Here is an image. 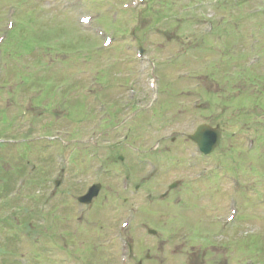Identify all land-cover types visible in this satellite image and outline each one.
I'll return each instance as SVG.
<instances>
[{"label": "rangeland", "instance_id": "obj_1", "mask_svg": "<svg viewBox=\"0 0 264 264\" xmlns=\"http://www.w3.org/2000/svg\"><path fill=\"white\" fill-rule=\"evenodd\" d=\"M181 1L182 3L180 5V9H173V3L169 0H166L160 3H149L146 9L142 8L137 14H135V20L139 21L140 28H142L143 31H146L150 27H155V29L152 31L154 36L152 38H148V40H145V38L143 40L144 43H146V41L149 42V44L147 45V49L149 52L154 51V42L156 43L155 45L157 47V50H161L169 43L177 41L181 43V46L171 55V57L163 58L161 61L158 60L157 56L147 57V63L149 64L150 69L146 73L150 78L154 77L157 79L156 89L152 90V94L154 95L156 90L159 91L156 94V98L149 99L148 110L140 109L138 116H136V119L133 122L135 124L136 121L143 120V133L145 135H151H141V137L142 140L146 142L144 147L150 148L155 145L150 144L154 137L160 139V137H162L164 134L170 135L178 128V123L176 122L173 127H169L168 125V129L165 131H161L160 134H157L156 131L153 133L152 128L154 127V121L152 119L154 118L155 113L160 112V109L162 108L161 106H163V112L157 115V128L160 129L161 126L164 124V117L168 116L169 114L165 111V108L167 106L168 108H170V102H173L172 96L179 90L181 83H184L186 81V87L197 85L199 92H201L200 83L204 84V94L206 95L204 108H207L209 112H213L218 109H226L229 107L230 103H238L239 105H245L247 103V100L244 99L243 96H248L251 102V113L248 111H235L232 113V115L238 119H247L248 116H250L252 126L251 133L239 131L238 135L234 139L233 144L230 143L227 149L228 152H233L234 154L235 161L238 165L235 166V169L238 173H240L241 181L243 174V170L241 167L243 162H251V172H249V170H247L246 172V175L251 176V201L242 200L243 202H245L244 205L247 210L245 211V214L242 217L243 221L241 222V226L237 229V231L241 232L245 237L249 232H251V241L249 242V240H245L243 244H237L235 242L234 244H230L228 248L233 252H236L239 249L249 250L251 251V264H257V262L264 264V193H259L260 191H264V183H260V178L264 176V118L260 116V112H264V14L258 11L251 12V21L254 18H257L256 16H260L263 18H261L260 20L262 22L260 27L251 28V33H249L245 31L246 27H244V24L248 23L250 21V18L241 14L220 13V11L233 10L235 9V7H237V5L231 0H220L219 3H216V0H193L189 4H187L188 0ZM243 1L249 4L251 3V7L259 6L256 5V1L254 3V0ZM9 2H12L11 5L16 3L15 0H0V13L5 11V14H9L10 10L13 9L11 5H9ZM55 2V0H32L31 11L33 12V20L31 19L30 21L34 22L33 35L37 38H44L48 40L55 39L60 36L59 32L57 31L58 29H62L65 32H72V34L74 35V39L72 40L69 35L61 36L66 41L70 40V42L64 47V51L67 53L62 55L63 58H65L62 61L63 63H79L77 64V66H83L84 64L82 63H85L90 66L89 63H92L93 61H105L110 66L105 70L104 66H102L98 68L99 70H95L93 74L96 75V84L101 86L104 90L110 91L112 95L115 94L114 91H117L125 86V83L121 77L122 75L120 74L126 71H134L137 73L142 72L141 63L135 60L133 54V48H135V45H129L128 43L123 42L122 44L112 48L111 50H108L105 54L95 53L91 46L93 38L90 35L85 34L81 31L76 15L70 18L65 17L63 19H59V8L57 7V4H55ZM64 2L67 3L65 0ZM121 2L107 4L105 0H79L78 4L74 5L73 12L75 14L80 15H95L97 17L95 25L100 26L104 31L108 32L109 27L111 25L114 27L123 26V20L126 12L123 11L124 9ZM41 5H44L45 8L48 10L44 15L39 14V6ZM207 10L212 11L214 13L209 15L208 18H203L202 15H200L199 13L207 12ZM13 11L16 10L14 9ZM25 13L26 10L23 11V14L28 19L27 13ZM17 14L18 11H16L15 15L17 16ZM7 18H9V16H7ZM135 20H130L128 25L125 26L126 30H123L126 38H129L130 41L136 40L134 36H131V27ZM7 22L8 19L4 20L0 26V38L5 37L4 34L6 32L5 28ZM18 22L20 24L23 23V21ZM204 23H210L211 26L215 27V31L210 33L207 30H204L202 27ZM185 26L186 29L184 31L183 28ZM23 27L25 29V39L18 46L20 50H24L29 46L28 37L31 31L27 23H24ZM160 29L164 32L163 38L161 37L163 33L159 31ZM222 29L227 30L230 35H234L240 38L230 39L229 37H222ZM187 31L189 32L187 34H184ZM134 32L141 34V31L139 29L134 30ZM47 34H49V36ZM76 52H85L87 55L83 58H80V55L78 54H76L75 56L71 55V53L75 54ZM41 57L48 56L45 55L43 49H38L34 50L33 55L24 59L23 61L30 63L31 66H35V63L39 62L38 58ZM237 58L240 61V66L239 69L236 71V69L232 66L231 62L235 60L237 61ZM250 59L251 66L248 63L250 62ZM46 60L47 62L50 61L49 59ZM1 62L2 58L0 57V67L2 66ZM243 62H245L246 64H242ZM15 63L20 62L18 61V59H15ZM51 64L55 65V63ZM167 65L170 67L163 69ZM17 67L18 66L16 65H10L9 68H7L5 71L2 70V74H7L5 77V81L11 77L18 76L17 72H20L18 70L22 69H18ZM76 68L77 67H71V70H65V72L63 73L64 78L60 79L61 82H52V80L39 81L38 84H41L42 89L37 91L38 94L32 100V105L27 106L26 97L24 98L23 103H26L25 106L28 108L27 110L32 111V109L37 108L43 113V115H41L36 112L35 115H37V117H43L42 120L38 121V123H44L45 121H53L52 118L49 117V114L56 106L55 100L53 99V93H55L59 88H64V94H67L69 92L72 93L75 90L76 92L71 95L72 98L78 101L82 99L80 96V91L85 85H88V81L86 82L87 78L80 77H82L83 74L88 73L89 67L83 66L77 69ZM54 70L55 73H59L61 71L59 69V65H55ZM236 72L239 74V76H251V78H256L255 80L251 81V89H249L248 82H246V89H239L236 91L232 88V79L236 77ZM18 78L22 79L23 82H28V76L21 75L18 76ZM71 78L79 79L70 81L69 79ZM146 83L147 80L143 83L144 87ZM9 92H11V95L15 97V94L13 93L12 89L10 91H8L7 88L1 89L0 102L3 101L2 99L7 94L9 95ZM122 93H126V91L124 90ZM16 94L19 95L15 97V102L17 104H21L19 97H23L22 92H16ZM31 94L32 91L29 90L28 95ZM146 97H148V95L144 94V100ZM72 98L69 95L64 96L63 108L65 111L56 114L55 116L59 117V121L54 120V122H58L55 125L56 127H63L65 131L69 130V128L72 126L71 123L75 124L76 126H73L70 131L72 136L77 137L79 133V129L77 127H82L83 124L85 125L90 120L91 114L89 106H86L84 104L78 105L73 101ZM105 98L109 101L116 100L118 97L114 95L112 96V98H110L108 95H106ZM235 98H238L239 100L234 101L233 99ZM23 103L21 104L23 106L12 103V106H9L8 111H6L7 115H15L17 114V112L26 111V107H24ZM109 105L112 107L110 103ZM2 108L3 106L0 104V111ZM45 114L48 115L45 116ZM65 114L68 118L67 120L62 119V117H60L61 115ZM207 115L209 114H206V116ZM261 115L264 116V113H261ZM206 116V121L211 125H216L220 122V118H208ZM1 117H3L4 121L8 122L19 121L13 120L10 117H5L3 115ZM119 118L121 119L122 117ZM28 121L34 123L36 121V118L32 117ZM97 122L98 120H94L93 123ZM170 122L171 121H169V123ZM220 123L223 124V122ZM37 125L38 124H36V128L31 131L32 135L37 131ZM90 125L92 124L88 125L89 130ZM85 126L87 127V125ZM140 126L141 123L139 124V131H141ZM235 128L236 127H233L232 129ZM0 129L3 132H5L6 130V128L3 126L2 128L0 127ZM96 130V128H93L92 132ZM110 131L111 133H106V135H109L110 137L113 136V138L115 139L114 141H112L113 145L118 141L123 140V136L125 134L123 133V131L117 132L114 131L113 128H111ZM22 132L24 134L28 133L26 125L16 126L9 134L20 136L19 133ZM97 134L96 136H98ZM134 134L135 137L132 142L135 144V138H137L136 131ZM117 135L120 136L118 137ZM66 137L72 138L71 135H66ZM232 139L233 138H231L230 140ZM76 141L84 142L86 140H84L81 135L78 139H76ZM98 143L96 144L98 145ZM162 144L163 143L161 142V145ZM180 144H183V142H180ZM99 145V148L96 151V160L94 162V164H96V167L102 166L98 162L103 156L110 155V148H108L105 144H101V142ZM231 145L233 146L232 148ZM8 146V144L3 145L0 149V188L4 190H9V187L11 188V192L13 191V193L10 195V197L13 199L11 204L14 205L15 210L18 207L22 206L23 208L26 207L25 211L34 210V212L31 213L39 215L42 209V205L40 202H42L43 198L45 197V193L40 192V190H44L47 185L38 186L37 182L39 178H43L44 176H46L45 170H43V172H41L36 177L35 182L32 183L33 180L31 181L28 189L23 188L22 190H17L18 187L14 189L19 179L17 169L20 166L17 164L18 161H16L15 159H10L11 154L17 155L15 149H10V147L8 149H2ZM98 146H96L95 150ZM176 147L178 148V151L181 148L179 146ZM76 149L79 153L84 155L86 154L87 145L77 144L74 150ZM131 149L136 150V148H134V146L129 142H126V146L121 148L122 152L125 154L130 153ZM92 151L93 150H90L89 154H91ZM141 151L144 152V150ZM221 154H224L223 149L219 152V155ZM215 155L216 153L211 155V159L216 160L217 164L220 161ZM69 159L72 166L76 167L75 163L73 162V158L69 157ZM22 164H24V162ZM221 164L223 165V167H226L230 165V162L223 161L221 162ZM96 167H94L93 169H97ZM144 168H152V165L148 164ZM14 173L16 174L14 175ZM173 177L174 181L178 179L176 171ZM172 179L169 178L168 175L165 178H159L157 181L153 182V184L155 187L159 186L160 184H168V182ZM227 182L229 183V178ZM248 188L249 186L243 185L241 187V189ZM226 189L228 188L225 186L223 190ZM160 190H163V188ZM17 195L29 200L31 204L26 206V204H23L24 202L16 201ZM202 200L203 198H196L195 196H192L188 204L197 207L202 203ZM217 202L222 207H225L231 202L241 203V197L237 196L227 198L225 196H221L217 199ZM52 210L53 208H51V211ZM7 212L8 210H5L1 212L0 215H7ZM102 212L108 217L109 211L105 210V212ZM158 212L161 214L163 213L160 218L162 225L168 226L170 224V221H168V216L165 214L164 206L161 207ZM12 213H14V211H12ZM104 214L101 215L102 218L104 217ZM176 215L177 211L174 208H171L169 216L173 218ZM117 217L119 218L121 217V215ZM144 220L145 214H142L141 221L143 222ZM142 222L133 224V226L129 230V236L137 235L139 238H142V240H147L144 224ZM146 222L152 224L155 221L152 218L151 222ZM151 224H149L150 226H148V231L153 228ZM187 227L195 231L198 229L196 223L192 220H189V222L187 223ZM26 230H28V227H26ZM237 231L236 237H240L241 233H238ZM84 236L90 237V231L88 229L85 232ZM10 240L11 239H8V241ZM222 240H226V237H224ZM26 242L27 240H22V244H20L18 242V239H14V247L10 249L12 251L18 250L17 253L19 257L25 250L32 252V249L35 250V256L38 255L42 258L45 255H50V252L45 245H43L44 247H42V251L45 248L48 251L47 254H45L43 251V253L45 254L43 255L40 254V247H34V240H32L30 244ZM90 251L91 249L89 247V252ZM0 252H2L1 247ZM115 253L117 254V250L115 251ZM225 253V251L219 250L217 253H213V255L209 254L208 261H213L217 263V261L220 260L219 264H225L221 260ZM77 254L80 255L79 252H77ZM102 256L104 258H108L105 259V262L107 264H116L117 262V259H115L113 253L110 254L109 257H105V254H102ZM3 260L6 262V264L14 263L13 259L0 255V263ZM95 261L96 259H94V262ZM21 263L27 264V258H24Z\"/></svg>", "mask_w": 264, "mask_h": 264}, {"label": "snow or ice", "instance_id": "obj_2", "mask_svg": "<svg viewBox=\"0 0 264 264\" xmlns=\"http://www.w3.org/2000/svg\"><path fill=\"white\" fill-rule=\"evenodd\" d=\"M87 23V21H85Z\"/></svg>", "mask_w": 264, "mask_h": 264}]
</instances>
